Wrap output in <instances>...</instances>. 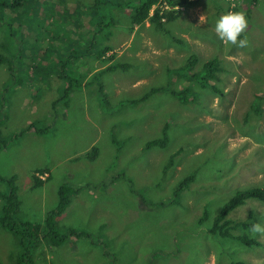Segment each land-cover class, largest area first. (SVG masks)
Returning <instances> with one entry per match:
<instances>
[{
	"label": "rangeland",
	"instance_id": "374dc122",
	"mask_svg": "<svg viewBox=\"0 0 264 264\" xmlns=\"http://www.w3.org/2000/svg\"><path fill=\"white\" fill-rule=\"evenodd\" d=\"M192 1L152 7L181 13L162 26H131L129 8L121 6L127 0L108 1L90 16L92 29L100 28L93 23L102 17L111 21L95 34L82 18L94 0H25L12 13L3 11L0 138L6 144L0 145V175H16L18 222L43 224L66 184L75 192L56 225L92 238L40 244L37 264H264V248L241 247L207 227L233 192L264 187V0L245 18L242 48L214 33L215 19L231 11L227 0ZM91 40L94 45L68 70L77 84L52 110L59 87H66L55 79V59L84 53ZM105 46L109 51L99 59ZM192 55L197 61L188 64ZM212 58L218 60V78L205 83L202 67ZM114 62L124 68L110 71ZM152 87L186 88L189 99L181 104L168 90L151 92ZM146 92L148 98L132 103ZM255 96L261 104L251 107ZM31 122L46 131L18 135ZM166 123L167 145L144 149L162 137ZM94 146L92 161L85 154ZM173 154V165L164 171ZM39 168L47 171L35 173ZM194 171L195 181L174 202V187ZM34 175L42 187L31 188ZM6 188L0 182V191ZM247 201L229 217L243 221L253 211L252 221L264 224V202ZM205 206L208 216L199 223ZM255 238L264 244V232ZM21 250L18 238L0 227V264H11Z\"/></svg>",
	"mask_w": 264,
	"mask_h": 264
},
{
	"label": "trees",
	"instance_id": "16d2710c",
	"mask_svg": "<svg viewBox=\"0 0 264 264\" xmlns=\"http://www.w3.org/2000/svg\"><path fill=\"white\" fill-rule=\"evenodd\" d=\"M25 0H0V24L3 21V14L4 12H10V10L14 7H17L21 5ZM108 1L112 0H94L91 7L89 8L90 11L82 16L83 20L86 22L85 27L88 29H91L94 34L96 31H102L104 26L111 24V21H106L104 17L100 19L99 22H96L94 25H100V28L95 26L92 29V18L90 16L94 14L97 10H100L101 5L104 3H107ZM157 3H163L164 5L168 6L169 8H174V6H182V5H189L193 4V1L191 0H139L138 2H127L122 5H127L130 12L129 16L131 18V26H139L145 23L146 21H149L152 24H155L157 26H162L165 23L174 21L176 18L180 16V12L176 9H168L163 7H157L156 9H153ZM258 4V0H243V2L235 6L231 9L232 12H240L243 13L245 18L250 20V9ZM120 7V6H119ZM219 8V9H218ZM217 9L220 10V7ZM227 8V7H225ZM153 9V11H152ZM216 9V8H215ZM216 9V10H217ZM4 11V12H3ZM152 11V12H151ZM114 23V21H112ZM215 33V32H214ZM94 45V40H91L90 44L86 47V51L84 53L79 52L77 55L73 52L68 54L67 56H64L62 60L60 59L63 55L60 54L58 58H56V64H57V74L58 77L55 79L58 80L59 83L65 84L66 87L64 89L59 87L60 96H58L56 99H54L51 103L52 110L55 109V104L63 99L68 98L70 95V91L72 90V86L74 84H77L76 78H71L69 76V69L72 67L73 61L80 57L81 55L87 54V49L89 47H92ZM109 51V48L107 46L101 48L98 51V58L101 59L102 56H104ZM108 60H113L115 57V53L110 54L107 56ZM197 61V57L192 55L188 58V64H193ZM6 62V56L0 54V64H3ZM38 60L35 61L37 63ZM34 63V64H35ZM44 63V61H43ZM48 64V63H44ZM42 64V65H44ZM38 64L36 67V70H38ZM8 73L11 75V70L13 69V65L11 61L8 62L7 65ZM120 68H124V66L118 62H114L113 64H109L108 69L110 71L117 70ZM202 69H204V72L202 77L205 80V83H208L209 80H217V71L219 70L218 66V60L217 58H212L206 62H204ZM188 71V70H187ZM186 71V72H187ZM52 72V71H51ZM191 75L190 71L186 73L187 76ZM196 74V73H194ZM200 76V75H199ZM196 77V75H194ZM36 79V78H35ZM174 85V81H173ZM102 86V85H100ZM210 87L212 90L217 91V88L214 84H210ZM168 90L166 87H152L151 92L154 91H164ZM169 91V90H168ZM189 90L183 89V90H174L171 89L169 93L177 98L181 104H186L189 99ZM100 93L102 94V99H104V94L102 87L100 88ZM149 92H146L142 97L139 99H134L132 103H138L145 98H148ZM257 95V94H256ZM254 99V98H253ZM259 99L258 96H255V100L251 107L256 106L257 104H261V101L257 102ZM253 101V100H252ZM251 101V102H252ZM250 102V103H251ZM54 115H56V112H54ZM259 113V112H258ZM35 128V129H34ZM47 128H36L35 123L31 122L30 125L25 127L24 129L20 130L18 135H21L24 131H30L33 130L35 133L41 134L46 131ZM168 130V124L166 123L163 131H162V137L153 139L150 141H147L144 145V149H149L154 146L159 147H165L169 141V137L167 134ZM1 136V132H0ZM2 143L5 145L6 142L0 138V145ZM98 153L97 147H92L90 151H88L85 156L86 158L90 160H95ZM174 154L169 158L167 164L163 166V170L166 171L168 166L174 163ZM171 165V166H172ZM47 169L45 168H39L35 169V173H41L45 174ZM51 177V174L45 178L46 180H49ZM196 177V171L191 172L185 176H183L180 181L177 183V185L174 187V202L178 200V197L182 195V192L189 187V185L195 181ZM33 184L31 188H40L44 184V181H42L40 178L33 176ZM16 175H12L9 178H4L0 175V182H5L7 185V188L5 191H0V199L2 200V206L0 209V227L10 231L14 234L16 238H18V244L22 247V250L20 253L17 254L15 260L11 264H37L38 262L36 260V250L38 246L44 245L47 243V245H50L52 247H57L63 245L68 239H82V238H91L90 234L88 232H84L82 230H75L73 228H65L63 230L59 229L56 225V219L59 218L66 208L69 206L71 202V196L75 192L72 187L67 186L66 184L61 185L57 190V204L56 206L49 210L47 212V215L43 221V224L38 223H30V222H24L19 221L17 213L19 210V204L20 200L18 198L17 194V187L15 185ZM258 200L260 202H264V187H248L243 189H238L226 200L224 201L218 208L217 214L214 216L212 221L209 223L208 231L210 234L214 236H218V238H222V240H228L231 242H235L241 247L246 248H252V247H260L264 248V244H261L255 236L256 233L251 231V226L254 221H252L254 217L253 211L248 212V218L243 221H235L231 219L229 216L230 214L235 211L238 207L244 205L247 203V200ZM209 211H207V207H203V214L201 218H199V223H202V221L208 216ZM240 231V233H237V231ZM179 244V243H178ZM33 248V251H32ZM50 249V247H47ZM232 264H246V262H243L241 260H237Z\"/></svg>",
	"mask_w": 264,
	"mask_h": 264
},
{
	"label": "clouds",
	"instance_id": "9594fccd",
	"mask_svg": "<svg viewBox=\"0 0 264 264\" xmlns=\"http://www.w3.org/2000/svg\"><path fill=\"white\" fill-rule=\"evenodd\" d=\"M246 27L247 21L244 14L240 12H224L214 21V32L217 38L222 43L241 48L247 45L246 38L241 36ZM251 231L254 233L264 232V224L253 223Z\"/></svg>",
	"mask_w": 264,
	"mask_h": 264
},
{
	"label": "built area",
	"instance_id": "2783aa9c",
	"mask_svg": "<svg viewBox=\"0 0 264 264\" xmlns=\"http://www.w3.org/2000/svg\"><path fill=\"white\" fill-rule=\"evenodd\" d=\"M224 1V0H223ZM236 0H227V2L226 3H228V4H230V10L233 8V7H235V2ZM237 6V5H236ZM226 7H227V5H226Z\"/></svg>",
	"mask_w": 264,
	"mask_h": 264
},
{
	"label": "crops",
	"instance_id": "0c3cea01",
	"mask_svg": "<svg viewBox=\"0 0 264 264\" xmlns=\"http://www.w3.org/2000/svg\"><path fill=\"white\" fill-rule=\"evenodd\" d=\"M50 173V172H49Z\"/></svg>",
	"mask_w": 264,
	"mask_h": 264
}]
</instances>
